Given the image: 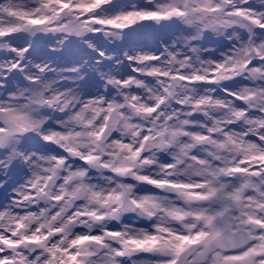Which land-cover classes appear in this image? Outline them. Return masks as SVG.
I'll return each instance as SVG.
<instances>
[{"label":"snow or ice","instance_id":"snow-or-ice-1","mask_svg":"<svg viewBox=\"0 0 264 264\" xmlns=\"http://www.w3.org/2000/svg\"><path fill=\"white\" fill-rule=\"evenodd\" d=\"M0 193V264H264V0H0Z\"/></svg>","mask_w":264,"mask_h":264},{"label":"rangeland","instance_id":"rangeland-1","mask_svg":"<svg viewBox=\"0 0 264 264\" xmlns=\"http://www.w3.org/2000/svg\"><path fill=\"white\" fill-rule=\"evenodd\" d=\"M152 37L151 35H144V34H137L135 36H133L130 40V42H140V43H147L149 45H151L153 43V40H152ZM53 45H54V37H53ZM53 45H49L50 47L53 46ZM69 53H71V51H69ZM3 197V194L0 193V200L2 199Z\"/></svg>","mask_w":264,"mask_h":264},{"label":"flooded vegetation","instance_id":"flooded-vegetation-1","mask_svg":"<svg viewBox=\"0 0 264 264\" xmlns=\"http://www.w3.org/2000/svg\"><path fill=\"white\" fill-rule=\"evenodd\" d=\"M169 34H165L163 32H160V33L154 32L155 38L158 40V42L161 41L162 39H166L167 35H169ZM155 44H154V46H155ZM135 46L143 47V45H141V44H138V45H135ZM154 46H151V47H154ZM209 46L210 47L212 46L211 42H209Z\"/></svg>","mask_w":264,"mask_h":264},{"label":"bare ground","instance_id":"bare-ground-1","mask_svg":"<svg viewBox=\"0 0 264 264\" xmlns=\"http://www.w3.org/2000/svg\"><path fill=\"white\" fill-rule=\"evenodd\" d=\"M67 55H68L69 57H71V53L68 52ZM2 199H3V197H2ZM2 199H1V200H2Z\"/></svg>","mask_w":264,"mask_h":264},{"label":"water","instance_id":"water-1","mask_svg":"<svg viewBox=\"0 0 264 264\" xmlns=\"http://www.w3.org/2000/svg\"><path fill=\"white\" fill-rule=\"evenodd\" d=\"M146 24L149 23V22H145Z\"/></svg>","mask_w":264,"mask_h":264}]
</instances>
